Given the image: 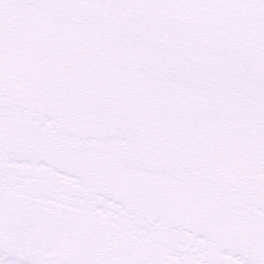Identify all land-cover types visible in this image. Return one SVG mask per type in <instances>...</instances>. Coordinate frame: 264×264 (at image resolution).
Returning a JSON list of instances; mask_svg holds the SVG:
<instances>
[{"label":"snow or ice","instance_id":"snow-or-ice-1","mask_svg":"<svg viewBox=\"0 0 264 264\" xmlns=\"http://www.w3.org/2000/svg\"><path fill=\"white\" fill-rule=\"evenodd\" d=\"M0 264H264V0H0Z\"/></svg>","mask_w":264,"mask_h":264}]
</instances>
